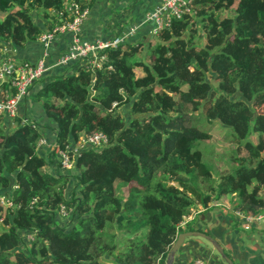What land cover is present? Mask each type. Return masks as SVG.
Here are the masks:
<instances>
[{"label": "trees", "instance_id": "16d2710c", "mask_svg": "<svg viewBox=\"0 0 264 264\" xmlns=\"http://www.w3.org/2000/svg\"><path fill=\"white\" fill-rule=\"evenodd\" d=\"M95 2L0 0L1 46L37 39L35 10L51 29L73 20L72 3L90 11ZM191 8L153 43L105 49L99 69H53L31 88L32 107L0 119V195L13 203L0 205V264H163L177 235L192 230L181 223L198 205L230 196L232 211L264 210V0H193ZM36 103L59 147L94 131L108 143L82 149L74 173H61L37 148L41 133L22 122ZM125 105L135 115L128 122L115 112ZM216 120L232 128L235 145L221 171L200 147ZM62 204L74 208V222L57 218ZM19 229L35 233L25 248Z\"/></svg>", "mask_w": 264, "mask_h": 264}, {"label": "built area", "instance_id": "2783aa9c", "mask_svg": "<svg viewBox=\"0 0 264 264\" xmlns=\"http://www.w3.org/2000/svg\"><path fill=\"white\" fill-rule=\"evenodd\" d=\"M193 0H160L150 11L145 14V19L154 24V34L160 30L168 28L173 18H180L185 13H193L191 4ZM74 13L71 22L55 24L51 29H47L39 34L38 41L42 46L40 58L35 62L25 60H13L11 58L0 57V118H15L24 104L30 101L29 92L32 87L39 85L42 81L48 79L52 70L56 67L60 70L59 74L74 72L79 65L88 64L91 68L99 69L101 64L106 61V55L102 53L105 49L115 48L127 42L135 35L138 25H129L120 33L103 38L89 40L78 35L79 27L89 15V10L81 11L78 5L72 3L70 6ZM63 9L57 12L61 18ZM66 31H72L71 40L58 57L57 60L49 64V48L53 41ZM1 48V43H0ZM58 75V74H57ZM31 104V103H30ZM115 106V103H113ZM30 123L36 128L41 136L37 141V148L45 149V153L50 159H54L58 164V170L64 174H73L75 169L74 159L82 149L92 147L100 150L108 143V138L102 131H94L88 134H82L74 145H67L61 148L53 140L50 143V137L46 132V125L38 126L30 115H26L23 123ZM0 205L3 208H13L12 201L4 195H0ZM74 208H67L60 205L57 210V218L66 220L72 217ZM241 228L250 231L255 224L264 221V210L253 214H244L234 211ZM69 221V220H67ZM184 224L181 223V227ZM21 247L25 248L33 241L34 232H24L21 229L17 231ZM164 264V263H163ZM188 264H206L201 258H194Z\"/></svg>", "mask_w": 264, "mask_h": 264}, {"label": "crops", "instance_id": "0c3cea01", "mask_svg": "<svg viewBox=\"0 0 264 264\" xmlns=\"http://www.w3.org/2000/svg\"><path fill=\"white\" fill-rule=\"evenodd\" d=\"M136 1L138 0H96L95 5L89 11V15L80 25L78 35L85 39L94 40L118 34L128 27L129 21L125 20L128 18L131 19L129 25H138V29L135 35L127 41L144 42L145 45L157 41V35L153 32L154 24L145 19V14L160 0H145L148 4L145 9L139 8ZM122 7L124 8L121 10ZM38 14L41 18L37 23L42 27L43 32L48 29L51 22L45 19L40 12ZM108 15H113V17L108 18ZM72 35V31H66L53 41L48 51L49 64L54 63L57 57L64 52ZM41 53L42 46L38 39L28 42L24 47L18 48L11 44H4L0 48V57L4 56L20 61L35 62L40 58ZM54 70L57 73L60 72L56 67ZM135 71L139 74L138 70ZM25 112L21 113L24 116H22V122L26 115H30L31 118L40 122L46 121V132L50 137V143L55 140V125L52 121H47L44 118V114L37 103L32 110ZM5 123L10 125L9 129L11 130L16 121L8 120ZM74 144L76 142L71 143V145ZM40 151L45 152V149L41 148ZM49 166L48 169L52 170L54 165L50 163ZM229 199L230 196H226L220 201L210 203L207 207L198 205L196 210L183 220V227L190 223L192 230L210 235L221 245L234 264H264V221L255 224L250 231L243 230L234 215V211L230 209ZM183 231H187V229ZM194 258H201L206 264H227L211 243L198 237L186 238L176 252L173 264H188Z\"/></svg>", "mask_w": 264, "mask_h": 264}, {"label": "rangeland", "instance_id": "374dc122", "mask_svg": "<svg viewBox=\"0 0 264 264\" xmlns=\"http://www.w3.org/2000/svg\"><path fill=\"white\" fill-rule=\"evenodd\" d=\"M136 3L139 5V8L145 9L147 7V3L145 0H138ZM124 7L121 8V10ZM120 10V11H121ZM223 15H232L231 10L223 11ZM1 16H4V13L1 14ZM32 16L34 20L37 22L41 16L38 14L37 11L32 12ZM113 15H108V18H112ZM126 21H131L128 18L125 19ZM185 36H188V33H185ZM194 40L198 41L199 40V35L198 33L194 34ZM207 77L209 82L214 88H217V81L215 78L212 76V74L209 72L207 73ZM232 97H237V95H233ZM29 107H32L30 104V101L28 102ZM264 110V109H263ZM116 113H120L123 119L128 122L131 118H134L135 115L130 111L129 107L127 105L122 106L121 108H118V110H115ZM5 120L4 118L1 119V121ZM231 133H232V128L230 126L224 125L220 121H215V125L211 130V139L208 141L203 142L200 147L204 151V160L208 163L213 165V168L217 171H221L224 169L227 165L224 164V162L227 161V157L229 156V153L232 149H234L235 145H233L230 142L231 139ZM264 135V132H263ZM250 140L252 142H257L258 141V134L254 133L252 136H250ZM217 156H220L217 158ZM72 221L74 222L73 217H69L64 221ZM165 262V261H164ZM104 264H107V262H104Z\"/></svg>", "mask_w": 264, "mask_h": 264}, {"label": "water", "instance_id": "95a60500", "mask_svg": "<svg viewBox=\"0 0 264 264\" xmlns=\"http://www.w3.org/2000/svg\"><path fill=\"white\" fill-rule=\"evenodd\" d=\"M189 237H195V238L198 237V238L205 239L206 241H208L209 243L212 244V246L217 250V252L220 254V256L223 258V260L227 264H234V262L225 253V251L223 250L221 245L214 238H212L210 235H208L204 232L197 231V230H187V231L180 232L177 235L172 247L170 248V250H169V252L165 258V264H173L176 252L183 245L186 238H189Z\"/></svg>", "mask_w": 264, "mask_h": 264}]
</instances>
